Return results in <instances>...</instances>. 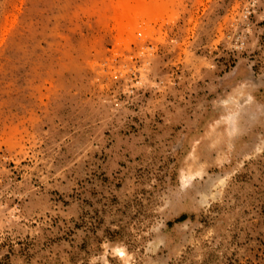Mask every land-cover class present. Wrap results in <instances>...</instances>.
I'll return each instance as SVG.
<instances>
[{
	"label": "rangeland",
	"instance_id": "1",
	"mask_svg": "<svg viewBox=\"0 0 264 264\" xmlns=\"http://www.w3.org/2000/svg\"><path fill=\"white\" fill-rule=\"evenodd\" d=\"M0 264H264V0H0Z\"/></svg>",
	"mask_w": 264,
	"mask_h": 264
}]
</instances>
